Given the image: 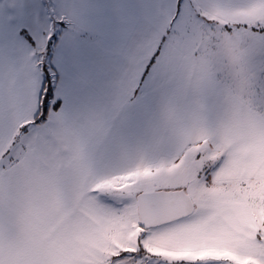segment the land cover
Segmentation results:
<instances>
[{"label": "snow or ice", "instance_id": "1", "mask_svg": "<svg viewBox=\"0 0 264 264\" xmlns=\"http://www.w3.org/2000/svg\"><path fill=\"white\" fill-rule=\"evenodd\" d=\"M0 264H264V0H0Z\"/></svg>", "mask_w": 264, "mask_h": 264}]
</instances>
